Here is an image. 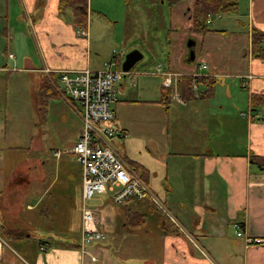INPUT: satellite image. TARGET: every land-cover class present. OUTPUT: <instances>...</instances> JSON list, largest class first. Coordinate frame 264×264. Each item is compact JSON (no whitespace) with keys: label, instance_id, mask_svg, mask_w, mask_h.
<instances>
[{"label":"crops","instance_id":"0c3cea01","mask_svg":"<svg viewBox=\"0 0 264 264\" xmlns=\"http://www.w3.org/2000/svg\"><path fill=\"white\" fill-rule=\"evenodd\" d=\"M69 17L59 12V0H0V71H29L42 80L47 68L89 67L91 28L88 24L86 35H80ZM225 19L231 22L199 35L192 47L188 39V57L181 49L183 39L173 37L178 48L168 66H157L181 76L174 79L167 103L168 87L157 71L159 99L138 98L137 77L130 75L116 87L120 100L114 109L127 117L116 120L125 133L118 138L122 155L136 165L183 230L149 200L115 204L105 194L109 199L97 205L103 212L111 208L101 226L107 237L88 246V254L78 246L81 231L70 241L77 246L58 243L41 231L46 242L32 246L33 151L21 154L14 146L0 145V264H264V243H248L264 238V104L253 103L254 96H264V59L251 50L252 30L264 32V0H240V10ZM187 23L176 19L173 26L189 29L190 18ZM202 63L209 68L201 70ZM194 73L214 79V88L206 97L195 94L186 101L181 79ZM143 107L161 111L148 119ZM133 108L141 111L137 131L129 117ZM250 110L261 118L242 115ZM65 155L74 157L70 165L62 163L81 189V165L75 155Z\"/></svg>","mask_w":264,"mask_h":264},{"label":"rangeland","instance_id":"374dc122","mask_svg":"<svg viewBox=\"0 0 264 264\" xmlns=\"http://www.w3.org/2000/svg\"><path fill=\"white\" fill-rule=\"evenodd\" d=\"M89 4L92 41V61L89 67L104 70L106 63L113 59L114 55H121L123 62L129 52L139 50L143 58L133 67L134 71L139 72L136 90L138 98L161 97L162 79L156 76L155 72L159 64L168 66V57L178 48L173 44V37L179 36L183 39L181 49L188 57L190 51L187 46L188 39L197 42L198 36L205 34L194 30V0H89ZM228 15L232 14H212L208 18L214 23L209 26L215 29L223 21L231 22L230 19H225ZM189 18L191 26L188 29L184 26L189 24L187 23ZM176 19L184 26L182 24L173 26ZM78 32L80 34L81 30ZM31 40L28 47L32 44ZM114 50L116 54L113 53ZM206 65L208 66L207 63ZM45 76L51 81L48 75ZM176 77L181 76L179 74ZM41 78L29 71L12 70L10 74L0 71V145L14 146L21 154L33 151L34 226H30L32 228L30 232L34 235L30 238L31 245L36 246L46 241L39 231L45 236L50 233L55 236L56 242L69 245L70 241L79 238L81 231V189L78 188V183L68 176L69 167L62 162L69 165L74 162V157L65 155L71 154L65 150L78 140L82 121L74 107L62 97L52 81L59 97L51 96L47 100L46 111L43 110L39 99L38 103L36 101ZM128 80L131 83V79ZM131 88L136 89L132 86ZM116 105L114 104L115 108ZM143 110L148 119L156 118L161 111L148 107H143ZM140 115L141 111L137 108H133L129 113L136 131L137 118ZM119 117L127 118L118 112L117 118ZM121 140H115L114 147L122 154ZM59 150L63 152L55 155ZM76 166L74 163L75 168ZM98 195L100 196L96 195L91 200L92 205L109 199L105 193ZM110 210L111 208L106 206L103 213L111 216ZM26 232L23 231V234ZM248 243L262 244L250 241Z\"/></svg>","mask_w":264,"mask_h":264},{"label":"built area","instance_id":"2783aa9c","mask_svg":"<svg viewBox=\"0 0 264 264\" xmlns=\"http://www.w3.org/2000/svg\"><path fill=\"white\" fill-rule=\"evenodd\" d=\"M210 23L211 20L208 19ZM86 35L85 30H81ZM201 70H207L205 63L200 65ZM163 76V84L173 87L174 78L179 75L175 70L157 68ZM59 93L75 109L82 121V128L78 140L65 151L75 155L81 165V239L79 248L83 254H88V246L97 241L106 239V233L101 226L108 220L99 205H92L91 200L98 194H108L115 204H122L129 199L149 200L176 227L183 230L179 220L168 209L163 200L156 194L143 176L134 166L115 149L114 144L125 133L121 132L116 124L117 113L114 109L120 98L116 87L123 79L130 75L136 78L139 74L131 68L124 71L115 58L106 64L104 70H94L90 67L84 69H60L53 71L45 69ZM192 87L195 94L201 95L198 78L200 73L191 74ZM177 78V77H176ZM134 85L136 82L134 81ZM181 99V97H180ZM182 101V99H181ZM249 118L261 116L252 110L242 112ZM247 117V118H248ZM264 119V118H263ZM63 152L59 150L55 155ZM239 235L242 233L239 231ZM254 243H264V238H249ZM93 261L96 256L91 257Z\"/></svg>","mask_w":264,"mask_h":264},{"label":"trees","instance_id":"16d2710c","mask_svg":"<svg viewBox=\"0 0 264 264\" xmlns=\"http://www.w3.org/2000/svg\"><path fill=\"white\" fill-rule=\"evenodd\" d=\"M240 10V0H194L193 8V26L194 30L199 33H206L213 28L209 25L212 22H208V17H211L212 14H233L237 13ZM59 12L61 15L70 14L72 20L78 30H86L89 24V14H90V4L89 0H59ZM251 50L252 54L258 58L264 59V32L254 28L251 33ZM119 65L121 61L119 58H116ZM124 62V61H123ZM193 77L191 75H185L182 77V97L186 101H190L195 97V91L192 87ZM198 82L201 89V96L206 97L208 93L211 92L214 88L215 80L204 79L199 77ZM211 88V89H210ZM169 95L166 96L165 102L170 101L172 97L173 87L168 88ZM51 96H58L55 88L50 80L47 78L41 83L38 97L40 104L42 105L43 110L47 107V100ZM59 97V96H58ZM259 100V101H258ZM264 104V96H254L253 103L258 105V103ZM41 111V110H40ZM46 111V110H45ZM262 159V158H260ZM263 160V159H262ZM133 164V163H132ZM136 167V165L133 164ZM131 216V214L129 213ZM129 216V219H130ZM143 215L141 222H143ZM46 242V241H42ZM41 242V243H42ZM69 245L77 246L75 243H69ZM79 246V245H78Z\"/></svg>","mask_w":264,"mask_h":264},{"label":"water","instance_id":"95a60500","mask_svg":"<svg viewBox=\"0 0 264 264\" xmlns=\"http://www.w3.org/2000/svg\"><path fill=\"white\" fill-rule=\"evenodd\" d=\"M188 45L192 47L194 45V41L190 40L188 42ZM191 56L192 58L194 57V52L191 51ZM143 55L139 50H134L129 52L126 57L124 62L122 63V68L124 71H129L131 68H133L141 59Z\"/></svg>","mask_w":264,"mask_h":264}]
</instances>
